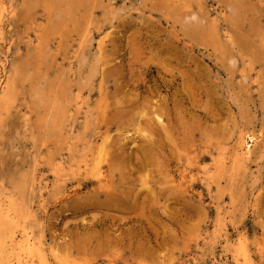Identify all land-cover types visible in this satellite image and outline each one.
<instances>
[{
    "label": "rangeland",
    "instance_id": "1",
    "mask_svg": "<svg viewBox=\"0 0 264 264\" xmlns=\"http://www.w3.org/2000/svg\"><path fill=\"white\" fill-rule=\"evenodd\" d=\"M2 1L13 262L28 236L45 264H264V0Z\"/></svg>",
    "mask_w": 264,
    "mask_h": 264
},
{
    "label": "bare ground",
    "instance_id": "2",
    "mask_svg": "<svg viewBox=\"0 0 264 264\" xmlns=\"http://www.w3.org/2000/svg\"><path fill=\"white\" fill-rule=\"evenodd\" d=\"M67 3L65 2V5ZM4 6V2L2 0H0V9L2 8V12L3 11H7V9L3 8ZM1 12L0 15V21L1 18L3 17ZM91 13V12H89ZM193 16V15H192ZM190 15V17H192ZM79 24H77V26L75 27L76 29H79ZM2 26L0 25V42L3 41L4 37H3V32H2ZM88 36V33H86V37ZM85 37V40L87 39ZM37 39H40V36H37ZM40 41V40H39ZM38 46H40V43L36 46V49L38 48ZM5 67V65H4ZM3 92V91H2ZM81 91L78 90L74 97V102H73V110L76 111V113H80L83 116V122H84V126L86 127L90 116H91V112L90 109L88 107H83L82 104H80L81 102ZM106 98V97H105ZM1 102L3 104H7L10 102L11 100V96L9 95V93L3 92L2 96L0 98ZM111 105V104H110ZM118 105V104H117ZM109 106V105H108ZM97 107V106H96ZM67 113V110L62 111L60 114H58L57 119H55L53 121V123L51 124V129H53V133L55 134V132L59 133L60 132V128L61 125L63 124V116L64 114ZM70 113V111H69ZM91 113V114H90ZM108 116H111L110 114ZM157 116V115H156ZM152 117V116H151ZM60 118V119H59ZM154 117H152L153 120ZM57 120V121H56ZM155 120V119H154ZM106 121V119H105ZM149 121V118H148ZM109 122V121H108ZM157 122V121H156ZM154 121V123H156ZM153 123V122H151ZM165 123V122H164ZM158 125V122L156 123ZM106 125V124H105ZM147 125V124H145ZM156 125V126H157ZM107 126V125H106ZM168 126V125H167ZM104 127V126H103ZM150 129V127H148ZM151 130V129H150ZM158 130V129H157ZM153 131V129H152ZM59 136V134H58ZM153 136V135H152ZM143 137V136H142ZM115 138V137H114ZM150 138V137H149ZM116 139V138H115ZM247 139L248 137L245 136V134H241L239 137V143L237 146L238 149V154L237 157L234 158L235 159V163L238 161H243L244 159H248L251 154H252V150L250 148V146L247 145ZM152 140V139H151ZM150 140V141H151ZM252 142V141H251ZM116 141L114 142L115 145ZM116 146V145H115ZM236 146V145H235ZM119 148V146L117 147ZM109 152V151H108ZM231 152V151H230ZM234 152V151H233ZM70 153V151H69ZM113 153V152H112ZM232 153V152H231ZM114 156V154H113ZM118 156V155H117ZM145 156V155H144ZM181 156V155H180ZM102 157V153L100 152L98 157H95L92 159L91 163H92V167L90 168V172H93L94 176L96 177V179L98 181H101V171H100V167H99V160L103 161V159H101ZM184 159V158H183ZM225 159V158H224ZM113 160V159H112ZM183 161V160H182ZM115 162V161H114ZM219 163V162H217ZM62 165L60 162H57L53 165V171L55 174L59 173V170L61 169ZM116 167V166H115ZM235 167V165H234ZM111 168V167H110ZM117 169V168H116ZM208 170H206L207 172ZM116 172V171H115ZM208 173V172H207ZM207 173L205 174L207 176ZM218 174V173H217ZM111 178V177H110ZM110 183V182H109ZM118 183V181H117ZM183 184V183H182ZM77 186V185H76ZM75 186V187H76ZM181 188V187H180ZM178 191V190H177ZM70 194V193H69ZM72 194V191H71ZM70 194V195H71ZM75 194V193H74ZM119 193H117L118 195ZM121 194H123V192H121ZM68 195V197L70 196ZM116 195V196H117ZM63 196V195H62ZM72 196V195H71ZM108 196V195H107ZM65 197V195H64ZM63 197V198H64ZM126 197V195H125ZM1 198V197H0ZM71 198V197H70ZM69 198V199H70ZM112 198V197H111ZM118 198V197H117ZM106 199V198H105ZM124 199V198H123ZM127 199V197H126ZM94 200V199H93ZM112 200V199H111ZM110 200V202H111ZM117 200V199H116ZM92 201V200H91ZM90 201V202H91ZM135 201V200H134ZM85 202V201H84ZM101 202V201H100ZM109 201H107L108 203ZM122 201H120L119 203H121ZM99 203V201H98ZM103 203L105 205L106 202L103 201ZM124 203V202H123ZM135 203V202H134ZM103 204V205H104ZM111 204V203H110ZM115 204V203H114ZM122 204V203H121ZM120 204V205H121ZM123 205V204H122ZM83 206V205H82ZM85 206H87L85 204ZM97 206V205H96ZM99 206V205H98ZM90 207V206H89ZM88 208V206H87ZM91 208V207H90ZM18 208H16L15 206H13V203L8 201L7 206L5 207V209L3 208V204L0 203V264H34L35 260L37 262V264H45L44 259L42 257V255L40 254L38 248H36L33 244L30 243V240L27 237H24L19 243H17V246L15 247V250L18 249V253L20 254L22 252L23 259L20 260L19 258H17L14 262H13V233H12V228L14 229L15 225H19L20 219H22L21 213L19 210H17ZM18 223V224H17ZM95 224V223H94ZM91 225V223L89 224ZM25 232V231H24ZM26 233V232H25ZM240 238V237H239ZM7 249H11L10 251V257L9 258H4V254L6 253ZM24 259H26L24 261ZM234 261L235 264H252V255L250 253L249 248L246 246V244L242 241L239 242L237 244L236 247V253L234 256Z\"/></svg>",
    "mask_w": 264,
    "mask_h": 264
}]
</instances>
